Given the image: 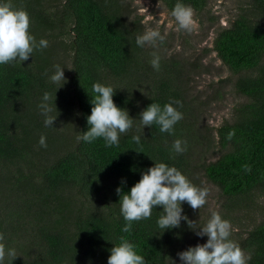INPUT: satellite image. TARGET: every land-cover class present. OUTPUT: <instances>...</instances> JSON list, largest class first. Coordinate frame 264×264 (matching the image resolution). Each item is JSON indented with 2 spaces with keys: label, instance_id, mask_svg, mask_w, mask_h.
<instances>
[{
  "label": "trees",
  "instance_id": "1",
  "mask_svg": "<svg viewBox=\"0 0 264 264\" xmlns=\"http://www.w3.org/2000/svg\"><path fill=\"white\" fill-rule=\"evenodd\" d=\"M161 1L169 12L177 2ZM208 1L182 0L197 13ZM10 3L27 11L37 42H48L26 61L0 65V233L5 246L17 251L12 264H107L121 237L147 264H179L177 253L190 246L192 230L182 220L163 232L156 225L160 206L149 218L133 221L130 232L121 231L125 221L115 190L127 192L154 162L175 166L194 185L202 173L226 198L228 220L256 193L264 197V0H250L216 33L213 50L238 76L234 88L245 97L216 135L201 124V96L188 93L186 63L135 44L144 27L131 19L124 0ZM152 53L160 57L158 70L149 63ZM66 61L72 75L50 81L54 65L69 74ZM93 82L111 85L114 103L133 118L152 101L163 106L178 99L174 106L182 119L171 134L157 125L142 129L134 120L110 147L101 138L78 140L87 129ZM45 91L55 98L53 127L43 124L38 108ZM133 135L140 136L139 144ZM176 139L185 147L182 153L172 150ZM188 206L182 204L183 214L190 217ZM261 211L260 223L237 241L247 264H264V206Z\"/></svg>",
  "mask_w": 264,
  "mask_h": 264
},
{
  "label": "clouds",
  "instance_id": "2",
  "mask_svg": "<svg viewBox=\"0 0 264 264\" xmlns=\"http://www.w3.org/2000/svg\"><path fill=\"white\" fill-rule=\"evenodd\" d=\"M170 15L174 18L177 29L192 31L198 27L193 9L182 0H177ZM29 26L30 18L26 10L14 8L10 0H0V65L14 61L21 63L28 60L29 56L32 57L34 50L47 47V40L41 38L37 42L30 33ZM163 39L157 29L149 28L135 36V44L138 47L145 44L155 47L157 42H162ZM159 61L160 57L152 53L149 63L153 69H159ZM54 68L55 71L49 76L50 81H65L64 68L59 65H54ZM91 91L90 114L86 116L87 129L77 136L78 140L86 143L101 138L106 147L117 145L120 135L128 131L137 119L142 129L145 126L157 125L160 132L171 134L173 126L182 119L183 114L174 106L181 103L178 99L164 103L163 106L152 101L138 113V118H133L127 109L114 103V89L111 85L93 82ZM54 101L55 98L45 91L38 105L46 127H53L57 117L52 114L53 109H56ZM131 139L137 144L141 140L138 135H133ZM39 143L46 146L43 136ZM171 147L176 153L185 150L180 139L174 140ZM115 191L119 195V213L125 221L121 231L130 232L133 221L149 218L153 208L160 206L161 214L156 220V225L163 232L178 228L183 220L197 237H207L204 243H197L178 252L179 264H247L243 250L229 238L230 222L218 212L212 211L206 222L199 227H193L196 222L183 214V203H187L194 210L203 206L208 189L192 184L175 166L154 162L152 166L141 171L140 179L127 192H122L119 186ZM4 240V234L0 233V264H6V258H11L12 264L17 257L16 249L6 247ZM109 252L107 264H147L144 256L135 250L134 244L124 237L120 238L118 244H113Z\"/></svg>",
  "mask_w": 264,
  "mask_h": 264
},
{
  "label": "rangeland",
  "instance_id": "3",
  "mask_svg": "<svg viewBox=\"0 0 264 264\" xmlns=\"http://www.w3.org/2000/svg\"><path fill=\"white\" fill-rule=\"evenodd\" d=\"M249 3L250 0H209L205 10L200 13L193 11L198 27L188 31L176 28L174 18L161 0H124L125 7L132 13L131 19L140 20L144 27L143 32L149 28L157 29L164 37L155 47L146 45L156 52H161L166 59L174 58L186 63L185 75H188L191 88L188 93L192 97L201 96L199 101L203 102V106L201 105L202 111L199 113L200 121L202 126L208 127L209 130L211 128L214 135L224 122L231 121L235 106L245 101V97L238 94L234 88V81L238 76L231 73L213 50L214 39L217 31L229 26ZM66 68L69 74L66 71L64 78L72 75L69 61H66ZM218 157L219 154L214 159ZM196 178L195 185L207 188L208 193L206 203L199 209L194 210L188 206V219L196 222L193 227L203 225L212 211L218 212L222 218L228 220L224 213L227 210L226 198L219 188L208 182L202 173H198ZM255 195L248 205L232 212L235 219L231 217L228 220L231 225L230 239L236 243L239 241V235L245 236L263 218L261 210L264 197L259 193ZM206 239L207 237H197L192 230V236L186 239V243L195 246L197 243H204Z\"/></svg>",
  "mask_w": 264,
  "mask_h": 264
}]
</instances>
